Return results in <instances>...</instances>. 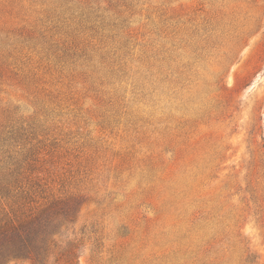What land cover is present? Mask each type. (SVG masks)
I'll list each match as a JSON object with an SVG mask.
<instances>
[{"label":"rangeland","instance_id":"rangeland-1","mask_svg":"<svg viewBox=\"0 0 264 264\" xmlns=\"http://www.w3.org/2000/svg\"><path fill=\"white\" fill-rule=\"evenodd\" d=\"M12 144L44 264H264V0H0Z\"/></svg>","mask_w":264,"mask_h":264},{"label":"trees","instance_id":"trees-1","mask_svg":"<svg viewBox=\"0 0 264 264\" xmlns=\"http://www.w3.org/2000/svg\"><path fill=\"white\" fill-rule=\"evenodd\" d=\"M20 145L0 146V264L28 259L44 264L61 251L71 262L74 253L52 237L59 217L68 218L62 202L49 200L30 174L35 173L31 150ZM32 160V161H31Z\"/></svg>","mask_w":264,"mask_h":264}]
</instances>
